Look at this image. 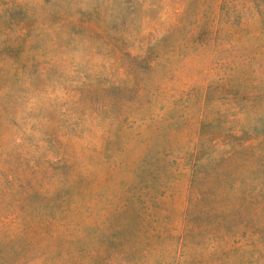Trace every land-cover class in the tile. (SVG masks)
Wrapping results in <instances>:
<instances>
[{
  "label": "rangeland",
  "instance_id": "rangeland-1",
  "mask_svg": "<svg viewBox=\"0 0 264 264\" xmlns=\"http://www.w3.org/2000/svg\"><path fill=\"white\" fill-rule=\"evenodd\" d=\"M0 264H264V0H0Z\"/></svg>",
  "mask_w": 264,
  "mask_h": 264
}]
</instances>
